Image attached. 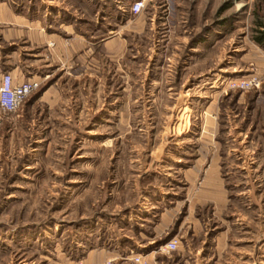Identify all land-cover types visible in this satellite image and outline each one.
Returning a JSON list of instances; mask_svg holds the SVG:
<instances>
[{
	"label": "rangeland",
	"instance_id": "1",
	"mask_svg": "<svg viewBox=\"0 0 264 264\" xmlns=\"http://www.w3.org/2000/svg\"><path fill=\"white\" fill-rule=\"evenodd\" d=\"M135 1L0 0V264H264V0Z\"/></svg>",
	"mask_w": 264,
	"mask_h": 264
},
{
	"label": "built area",
	"instance_id": "2",
	"mask_svg": "<svg viewBox=\"0 0 264 264\" xmlns=\"http://www.w3.org/2000/svg\"><path fill=\"white\" fill-rule=\"evenodd\" d=\"M148 4V0H137L135 1L130 12L132 15H139ZM54 46V44H53ZM261 80L257 77L246 81H239L231 84V88L234 90L248 91L253 89L261 88ZM41 83L36 80H26L23 83H15L14 77L10 73H5L2 76L0 86V108L4 113H16L23 105L32 97L39 89ZM179 241L173 239L169 241L164 247V252L170 254L178 249ZM133 264H158L147 260L142 255H135L131 259ZM92 264H116L114 259L107 260L103 263H92Z\"/></svg>",
	"mask_w": 264,
	"mask_h": 264
},
{
	"label": "crops",
	"instance_id": "3",
	"mask_svg": "<svg viewBox=\"0 0 264 264\" xmlns=\"http://www.w3.org/2000/svg\"><path fill=\"white\" fill-rule=\"evenodd\" d=\"M66 32L67 34H70L69 36H73L71 35V28L68 27L66 28ZM62 34H58V33H53L51 31H49L42 40V44L45 45V47L47 49H49V51H53L55 54H60L63 52H68L67 48L64 46L62 38L63 36H61ZM54 42L56 44L55 48H52L50 46V43ZM72 48L69 50L71 52V54H73V57L78 55L79 52L81 53V56L85 55L84 51L87 53V49H90L89 47V41L86 37L84 36H79L76 37L74 36V38L72 39ZM56 51V52H55ZM10 73L12 74V76L14 77V81L15 83H23L26 80L29 79V74L24 71V70H20L18 69V67L12 68L10 70ZM31 80V79H29ZM32 80H36V79H32ZM1 83V82H0ZM1 86V84H0ZM107 260H110V257L108 256H102L100 257L95 263H103L106 262Z\"/></svg>",
	"mask_w": 264,
	"mask_h": 264
},
{
	"label": "trees",
	"instance_id": "4",
	"mask_svg": "<svg viewBox=\"0 0 264 264\" xmlns=\"http://www.w3.org/2000/svg\"><path fill=\"white\" fill-rule=\"evenodd\" d=\"M256 42H257L260 46L264 47V34H262L261 37H258V38L256 39Z\"/></svg>",
	"mask_w": 264,
	"mask_h": 264
}]
</instances>
